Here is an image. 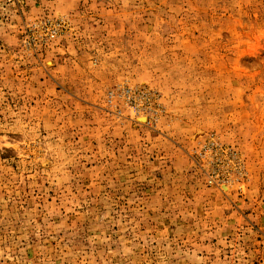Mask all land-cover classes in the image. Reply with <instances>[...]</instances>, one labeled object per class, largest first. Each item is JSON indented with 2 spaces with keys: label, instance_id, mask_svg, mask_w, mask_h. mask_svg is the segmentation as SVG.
<instances>
[{
  "label": "rangeland",
  "instance_id": "rangeland-1",
  "mask_svg": "<svg viewBox=\"0 0 264 264\" xmlns=\"http://www.w3.org/2000/svg\"><path fill=\"white\" fill-rule=\"evenodd\" d=\"M0 264H264V0H0Z\"/></svg>",
  "mask_w": 264,
  "mask_h": 264
}]
</instances>
